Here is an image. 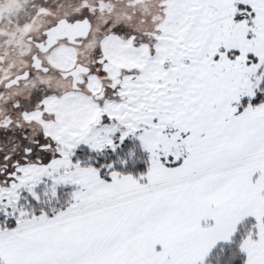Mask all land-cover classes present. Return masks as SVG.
Listing matches in <instances>:
<instances>
[{
    "label": "snow or ice",
    "instance_id": "6c2138e0",
    "mask_svg": "<svg viewBox=\"0 0 264 264\" xmlns=\"http://www.w3.org/2000/svg\"><path fill=\"white\" fill-rule=\"evenodd\" d=\"M0 264H264V0H0Z\"/></svg>",
    "mask_w": 264,
    "mask_h": 264
}]
</instances>
